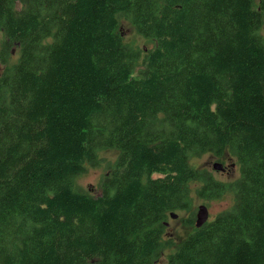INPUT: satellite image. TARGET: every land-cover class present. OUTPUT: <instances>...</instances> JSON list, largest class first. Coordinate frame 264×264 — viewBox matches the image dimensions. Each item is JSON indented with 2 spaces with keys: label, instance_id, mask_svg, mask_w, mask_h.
Wrapping results in <instances>:
<instances>
[{
  "label": "trees",
  "instance_id": "1",
  "mask_svg": "<svg viewBox=\"0 0 264 264\" xmlns=\"http://www.w3.org/2000/svg\"><path fill=\"white\" fill-rule=\"evenodd\" d=\"M264 0H0V264H158L173 212L233 205L166 264H264ZM123 20L155 46L135 74ZM100 194L77 191L98 151ZM234 155L217 180L193 157ZM94 261V262H93Z\"/></svg>",
  "mask_w": 264,
  "mask_h": 264
},
{
  "label": "rangeland",
  "instance_id": "2",
  "mask_svg": "<svg viewBox=\"0 0 264 264\" xmlns=\"http://www.w3.org/2000/svg\"><path fill=\"white\" fill-rule=\"evenodd\" d=\"M263 0H254L255 6L259 7ZM121 36L123 43L130 46L136 53V66L135 74L139 75L144 68V61L146 59L147 52L155 46L154 41L151 38L143 36L130 22L123 20L121 27ZM261 35L264 37V14L263 25L260 29ZM7 36L4 31L0 30V52ZM21 48L14 46L12 53L6 64L0 63V72L7 66L12 67L20 58ZM120 155V150L116 148H103L98 151L99 162L97 165L87 164V171L80 175L76 180L75 189L77 191L91 192L95 195L101 193V186L105 177L109 174V170L113 168ZM221 162L227 171L215 170L214 163ZM192 164L198 169H206L210 171L214 177L223 182L232 183L241 178V168L238 159L228 153H225L223 157H217L212 153H204L200 156L193 157ZM196 186H193V210L197 212L200 205H206L209 209V220L221 211L230 208L234 202V193L227 192L219 198H202L195 191ZM178 214L177 218H172L171 214L166 221V232L163 241L165 244L169 243V239L173 242V245L166 247L163 255L161 256L158 264H166L168 256L175 252L182 241L194 231L196 225H185L182 218L187 217L190 212H174Z\"/></svg>",
  "mask_w": 264,
  "mask_h": 264
},
{
  "label": "water",
  "instance_id": "3",
  "mask_svg": "<svg viewBox=\"0 0 264 264\" xmlns=\"http://www.w3.org/2000/svg\"><path fill=\"white\" fill-rule=\"evenodd\" d=\"M215 170L225 171L226 167L221 162L214 163ZM172 218H177L178 214L171 213ZM209 209L206 205H200L196 212L195 225L197 228L202 227L209 220ZM94 262V261H93Z\"/></svg>",
  "mask_w": 264,
  "mask_h": 264
},
{
  "label": "flooded vegetation",
  "instance_id": "4",
  "mask_svg": "<svg viewBox=\"0 0 264 264\" xmlns=\"http://www.w3.org/2000/svg\"><path fill=\"white\" fill-rule=\"evenodd\" d=\"M228 169H227V167H226V170L225 171H227Z\"/></svg>",
  "mask_w": 264,
  "mask_h": 264
}]
</instances>
